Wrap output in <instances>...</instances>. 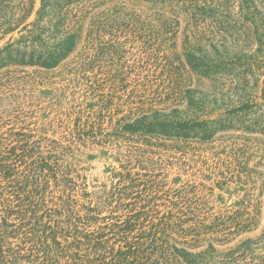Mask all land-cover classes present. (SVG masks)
<instances>
[{"label":"trees","instance_id":"16d2710c","mask_svg":"<svg viewBox=\"0 0 264 264\" xmlns=\"http://www.w3.org/2000/svg\"><path fill=\"white\" fill-rule=\"evenodd\" d=\"M36 2L0 0V39L21 33L0 47V69L12 65L56 69L82 40L96 52L97 60L121 51L104 39L114 27L110 20L88 17L94 15L88 8L97 1L41 0L35 20L28 22ZM171 3L177 17L184 12L188 23L197 22L192 39L188 37V64L201 77L227 86V92L215 91L212 101L198 96L197 89H185V61L167 63L161 83L157 74L135 78L138 99L130 101L128 113L115 124L114 96L108 95L86 117L81 107L66 112L70 120L75 114L72 127L53 138L47 127L31 128L32 123H26L25 97L17 94L19 85L14 81L18 78L10 72L4 74L9 79L0 78V95L10 91L11 97L5 102L0 96V264H235L238 260L233 249L220 250L215 244L229 242L254 219L245 223L227 210L214 211L208 199L197 196L196 186L166 190L161 161L150 155L155 151L143 146L128 151L126 163L121 170L110 171L103 190L97 184L89 190L78 158L88 143L106 142L103 137L140 141L149 147L166 146L162 139L209 140L220 128H233L234 116L228 109L236 96L243 105L264 106L253 97L260 87L264 95L260 73L264 0ZM175 24L180 25L179 18ZM155 41V37L144 41L145 53L162 51L155 48ZM122 74L117 78L124 84ZM169 85V92L176 95L164 100ZM170 100L176 108L161 107ZM123 104L115 106L118 113ZM225 106L226 118L200 121L205 111L218 112ZM107 118L109 132L103 127ZM18 123L23 125L4 130ZM134 163L146 172L133 171ZM259 258L257 264H264V256Z\"/></svg>","mask_w":264,"mask_h":264},{"label":"rangeland","instance_id":"374dc122","mask_svg":"<svg viewBox=\"0 0 264 264\" xmlns=\"http://www.w3.org/2000/svg\"><path fill=\"white\" fill-rule=\"evenodd\" d=\"M92 1H97V4L94 8H88L94 13L88 17L97 19L104 16L110 20V25L114 27L109 29L104 39L108 45H117L121 50L117 54L108 53L102 60H97L96 52L87 48L86 41L82 40L56 69L16 65L0 69V78L9 79L4 75L8 72L9 76L18 78L14 79L17 82L15 85H19L17 94L25 97L22 108L27 115L24 119L26 123H32L31 128L47 127L49 137L60 138L67 133L70 121L73 123L75 119V114L70 120L66 112L81 107L86 111V117L88 111L97 110L98 107L94 105L108 95L114 96L115 124L128 113L132 105L130 101L138 99L134 92L135 78L148 73L157 74L160 75L158 83H161L165 77L163 74L168 72L166 64L172 62L174 65H178L180 61L187 63L184 68L187 71L185 89H197V95L207 102L212 101L215 91L227 92V86L201 77L188 64V40L192 39L197 22L188 23L191 22L190 17L187 18L188 15L184 12L183 15L178 12L177 17L169 6L172 5L171 0ZM40 5L41 0H37L35 12L28 22L35 20ZM177 18L180 25L175 24ZM20 34V31H16L6 35L0 39V47H4L12 37L19 38ZM86 37L87 31L83 39ZM150 37H155L154 46L161 47L160 53H145L144 41ZM84 62H88L86 67ZM260 73H263V82L264 70ZM120 74L124 76V84L117 78ZM168 84L165 83L166 86ZM169 87L170 85L166 88L167 94H162L164 100L176 95L169 92ZM0 96H3L5 102L11 100L10 91ZM253 97L254 102L264 103L262 87L256 90ZM120 103L124 104L118 113L115 106ZM174 103L170 100L161 107H168L170 111L176 108ZM231 104L228 112L231 110V116H234L233 128H220L209 140H201L200 137L182 139V142L173 138L162 139L160 141L166 146L149 147L140 141L109 140L103 137L106 142L88 143L78 158L90 183L89 190L94 189V184L101 185L99 189L103 190L110 171L113 168L121 170L126 163L128 151H136L141 146L149 148L156 152L150 155L156 161H161L166 175V190L184 185L196 186L197 196L208 199L214 211L227 210L237 216V220H245V223L248 219H254L247 224L246 230L232 240L215 246L225 251L233 249L238 258L235 264H257L260 262L259 257L264 256V106L254 108L253 105H243L237 96ZM226 108L225 106L218 112L207 110L200 121L224 119L227 116ZM106 121L103 127L105 132H109V118ZM22 125L23 123L11 124L4 127V130L11 126L20 128ZM132 166L135 167L133 171L146 172L135 163ZM205 248L206 245L200 250Z\"/></svg>","mask_w":264,"mask_h":264}]
</instances>
